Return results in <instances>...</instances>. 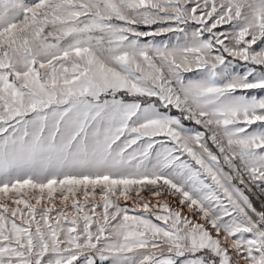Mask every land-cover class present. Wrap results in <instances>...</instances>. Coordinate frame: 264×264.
<instances>
[{"label":"snow or ice","instance_id":"6c2138e0","mask_svg":"<svg viewBox=\"0 0 264 264\" xmlns=\"http://www.w3.org/2000/svg\"><path fill=\"white\" fill-rule=\"evenodd\" d=\"M0 264H264V0H0Z\"/></svg>","mask_w":264,"mask_h":264}]
</instances>
